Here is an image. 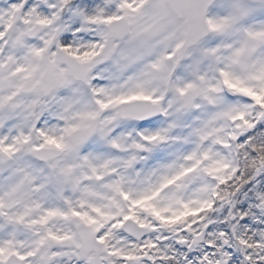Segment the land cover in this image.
I'll return each instance as SVG.
<instances>
[{"label": "snow or ice", "instance_id": "snow-or-ice-1", "mask_svg": "<svg viewBox=\"0 0 264 264\" xmlns=\"http://www.w3.org/2000/svg\"><path fill=\"white\" fill-rule=\"evenodd\" d=\"M0 264H264V0H0Z\"/></svg>", "mask_w": 264, "mask_h": 264}]
</instances>
